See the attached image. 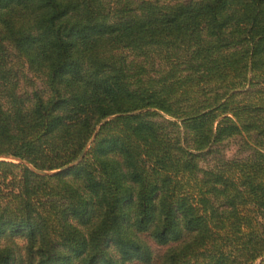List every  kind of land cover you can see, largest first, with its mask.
<instances>
[{
    "label": "trees",
    "instance_id": "obj_1",
    "mask_svg": "<svg viewBox=\"0 0 264 264\" xmlns=\"http://www.w3.org/2000/svg\"><path fill=\"white\" fill-rule=\"evenodd\" d=\"M0 264H264V0H0Z\"/></svg>",
    "mask_w": 264,
    "mask_h": 264
},
{
    "label": "rangeland",
    "instance_id": "obj_2",
    "mask_svg": "<svg viewBox=\"0 0 264 264\" xmlns=\"http://www.w3.org/2000/svg\"><path fill=\"white\" fill-rule=\"evenodd\" d=\"M24 75L21 76V86L23 89L31 90L33 86L40 87L41 86V79L37 78L32 74L30 70L27 69V67H23ZM219 151L215 155H221L225 157H232L236 155H243L244 152H242L241 147L239 146V140L236 137H231L228 139L223 140L221 143L217 144ZM213 154L207 155L206 159H202L200 161V165L202 166H209L212 162L213 159L211 157ZM1 158H9V157H4L1 156ZM152 243V242H151ZM154 250L158 253L164 249V247H159L155 244H153Z\"/></svg>",
    "mask_w": 264,
    "mask_h": 264
}]
</instances>
